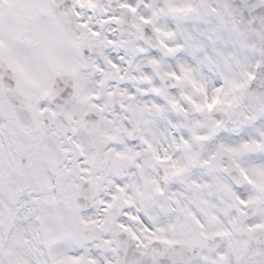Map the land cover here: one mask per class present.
Here are the masks:
<instances>
[{
	"label": "snow or ice",
	"instance_id": "1",
	"mask_svg": "<svg viewBox=\"0 0 264 264\" xmlns=\"http://www.w3.org/2000/svg\"><path fill=\"white\" fill-rule=\"evenodd\" d=\"M0 264H264V0H0Z\"/></svg>",
	"mask_w": 264,
	"mask_h": 264
}]
</instances>
